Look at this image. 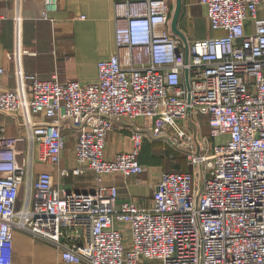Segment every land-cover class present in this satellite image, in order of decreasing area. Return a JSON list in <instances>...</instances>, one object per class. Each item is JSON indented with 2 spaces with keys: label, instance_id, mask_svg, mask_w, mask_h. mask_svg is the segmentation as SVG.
<instances>
[{
  "label": "built area",
  "instance_id": "built-area-1",
  "mask_svg": "<svg viewBox=\"0 0 264 264\" xmlns=\"http://www.w3.org/2000/svg\"><path fill=\"white\" fill-rule=\"evenodd\" d=\"M2 1L20 8V0ZM199 2L212 29L224 33L187 40L186 52L170 26V0H116V50L97 61L91 80L25 72L17 41L14 88L3 86L0 66V110L18 112L24 128L23 137L0 128V264L12 263L14 230L51 243L66 263L264 264V0ZM57 7L43 0L40 17L51 19ZM201 115L209 135L198 138ZM136 118L151 125H134L131 147L107 159L115 122ZM66 129L71 167L61 165ZM144 131L191 168L162 173L151 204L138 206L118 200L117 185L104 178L146 170ZM37 161L62 177L91 170L96 187L56 184L49 170L36 171Z\"/></svg>",
  "mask_w": 264,
  "mask_h": 264
},
{
  "label": "crops",
  "instance_id": "crops-1",
  "mask_svg": "<svg viewBox=\"0 0 264 264\" xmlns=\"http://www.w3.org/2000/svg\"><path fill=\"white\" fill-rule=\"evenodd\" d=\"M115 1L58 0L57 9L49 12L51 19H43L40 17L43 0H20L18 10L13 2L0 0V66L4 68L3 86L10 89L15 87L17 41L22 52L19 60L25 72H35L41 78H50L55 74L61 80L94 79L97 75V61L116 50ZM174 1L170 0L171 8ZM181 9L178 26L187 40L216 37L224 33L222 30L212 29L205 8L199 0H182ZM16 14L20 17L18 40L14 18ZM258 14L264 16V8ZM192 20L200 22L203 27V34L198 37L189 36L188 29ZM38 118L39 116L35 117V119ZM19 119L18 112L10 113L0 110V128H3L5 135L24 136V128L19 126ZM134 125L145 128L149 127L151 122L142 118L115 122L105 140L104 154L107 159H113L116 153L131 147V133ZM65 133L69 134L68 141L73 140L69 129H66ZM144 135L155 145V148H150V153L142 150L139 155V160L146 166V170L139 175L125 176L121 173H113L104 178L106 183L117 185L118 200L133 201L138 206H149L153 185L159 180L160 175L178 167L167 162L164 155L161 156L157 151L161 145L167 154L168 146L164 145L163 141L153 139L146 131ZM18 149L20 152L25 150L23 138L19 141ZM74 163L73 146L69 148L65 145L61 165L71 167ZM40 168L52 172L56 184L72 190L87 192L96 187L95 175L91 170L80 175L69 174L62 177L50 164L44 163ZM149 172H152V175H149ZM125 236L127 237V232ZM145 262L146 260H142L140 263ZM11 264L81 263L63 262L59 250L51 243L20 230H14Z\"/></svg>",
  "mask_w": 264,
  "mask_h": 264
},
{
  "label": "rangeland",
  "instance_id": "rangeland-1",
  "mask_svg": "<svg viewBox=\"0 0 264 264\" xmlns=\"http://www.w3.org/2000/svg\"><path fill=\"white\" fill-rule=\"evenodd\" d=\"M202 25L200 24V22L198 21H195V20H192L191 24H190V28L188 29V32L190 33V37H192V35H195V36H199L202 33V29L203 27H201ZM197 32V34H195V32ZM197 122H198V125H199V131H198V138H202L203 136H208L209 135V127L208 125L206 124V120H205V117L203 115L197 117ZM153 139H159L160 141H163L162 139L160 138H153ZM210 141L212 143V139L210 138ZM164 142V141H163ZM144 143V144H143ZM143 143H142V148H141V151L144 150L147 152L150 153V148H155V145H154V142L151 143L147 140L146 138V135H144V140H143ZM151 143V144H150ZM164 145L165 142L163 143ZM144 145V147H143ZM73 146V140H69L67 143H66V147H72ZM163 146V145H162ZM167 146V145H166ZM144 148V149H143ZM157 151H159V154L164 155L165 159L167 162L169 163H172V164H175V165H178V167H176L175 169L173 170H179L180 168H187L188 166V169L191 168V166L188 165L187 161H186V158L184 157V155H182L181 153H177L175 156H170L169 155V152L171 151L170 150V147H168V152L167 154L164 152V149L161 147H159V149H157ZM141 153V152H140ZM165 153V154H164ZM44 164V162H41V161H37L36 163V171L37 172H40L42 171L43 169L40 168V166ZM152 175V172H149V175ZM150 178V176H149ZM148 178V179H149ZM23 201V186L21 187V191H20V196H19V200H18V204H17V208L21 205ZM141 264V263H140ZM143 264H160L159 261L157 260H147L145 263Z\"/></svg>",
  "mask_w": 264,
  "mask_h": 264
},
{
  "label": "water",
  "instance_id": "water-1",
  "mask_svg": "<svg viewBox=\"0 0 264 264\" xmlns=\"http://www.w3.org/2000/svg\"><path fill=\"white\" fill-rule=\"evenodd\" d=\"M181 6H182V0L174 1V5L172 7L173 11H172L171 18H170V26H171L172 32L176 34L181 39L182 42H184V45L186 47V52H187V45H188L187 38L184 32L181 31V29L178 26V20H179L181 10H182ZM187 123L190 127H192L194 134L196 135L198 128L196 127L195 122L192 120L190 112L188 113ZM198 178H199V189H198V192H199L201 189L202 180H203L200 172H199Z\"/></svg>",
  "mask_w": 264,
  "mask_h": 264
},
{
  "label": "trees",
  "instance_id": "trees-1",
  "mask_svg": "<svg viewBox=\"0 0 264 264\" xmlns=\"http://www.w3.org/2000/svg\"><path fill=\"white\" fill-rule=\"evenodd\" d=\"M182 170H186V168H181ZM187 169H188V167H187Z\"/></svg>",
  "mask_w": 264,
  "mask_h": 264
}]
</instances>
